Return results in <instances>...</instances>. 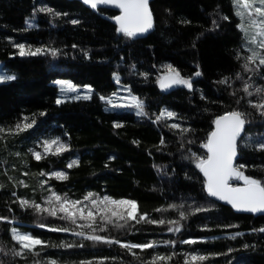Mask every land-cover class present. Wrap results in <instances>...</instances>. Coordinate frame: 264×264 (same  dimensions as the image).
<instances>
[{
    "label": "trees",
    "instance_id": "trees-1",
    "mask_svg": "<svg viewBox=\"0 0 264 264\" xmlns=\"http://www.w3.org/2000/svg\"><path fill=\"white\" fill-rule=\"evenodd\" d=\"M149 4L153 11L154 27L133 41L116 33V24L112 19L116 13L112 11L100 9L97 13L74 0H0V67L17 77L0 82V126L13 125L23 115L31 116L33 113L38 122V127L34 126V129L18 137L0 139V183L5 184V188L0 189V215H12L7 207L14 199L10 197L12 190L31 198L32 189L36 188L39 199L38 181L43 179L39 175L41 169L68 172V180L53 178L50 181L58 191H67L74 198L87 191H95L106 192L117 198L136 199L141 210L151 213L154 219L177 218V212L173 209L159 213L153 209L162 205L167 208V204L179 203L182 198L191 196L201 204L205 202L206 193L201 183L203 175L193 163L182 158V152L184 155L188 153L180 148V136L175 131L151 123L147 118H138L132 110H111L100 99V95L107 96L117 91L113 73L119 72L121 84L132 86L133 92L145 101L150 114L158 113L159 108L167 106L185 117V125H191L194 130L187 139L196 141L185 144V148L204 154L206 150L201 148L200 141L211 131L215 115L222 114L230 105L238 106L229 95L231 89L225 90L227 86H217L214 82L222 75L232 76L241 71V62L236 59L243 36L238 28L239 19L232 0H149ZM42 7L66 12L68 16L53 17L48 13L34 12V9ZM223 16L229 19L224 20ZM30 18H34L35 27L26 26ZM71 19H79L81 23L73 25ZM213 20L219 24L218 28H213ZM9 37L12 39L9 40ZM13 42L27 43L34 48L41 45L56 47L61 50V54L57 57L50 54L21 57L12 46ZM194 43L195 48L192 47ZM74 44L77 47L73 48ZM122 56L125 59L122 60ZM133 63L139 72L150 73L147 80L132 74L129 66ZM167 64L181 69L183 75L195 72L199 64L203 76L197 78L196 87L202 88L209 100L201 101L199 92L193 98V94L183 86L161 90L156 80L166 71ZM55 79L68 80L82 87L92 85V98L67 99L65 103L56 105L60 90L54 84ZM253 79L257 84H264V78ZM233 86L238 90L241 82L236 81ZM218 87L220 91H217ZM73 95L76 93H67L68 97ZM239 95L243 93L238 91ZM220 97L224 100L223 104L211 103ZM239 107L245 108L247 105L241 103ZM205 108L208 110L205 111ZM42 111H46L47 115L40 116ZM117 120L123 122V127H114L113 121ZM161 131L167 141L162 152L156 148ZM261 134H264V121L255 114L247 135L258 137ZM45 135L61 136L71 144L70 151L60 157L35 161L27 155L28 149L34 146L33 141L37 136ZM134 139L140 141L139 145L132 142ZM149 151L152 152L151 156ZM16 152L22 155L17 157ZM111 156L116 158L112 160ZM76 158L81 161L79 167L67 169V163ZM238 163L249 165L244 169L246 175L264 180V152L248 148L240 154ZM13 164L16 165L15 169L12 168ZM154 164L167 166L170 174L162 179V174L158 173ZM5 168L8 169V175L25 180L29 187L14 188L3 174ZM24 171L29 172V175L23 176ZM232 182L242 183L238 180ZM11 207L16 223L0 221V241L7 248H12L16 243L11 239L10 228L13 226L22 232H32L49 244L79 242V238L71 233L53 232L37 226L40 222L64 224V221L38 216L31 209L25 211L16 204ZM132 223V230L110 226L109 232L104 234L134 243L151 239H175L178 241L175 251L180 255L173 257L172 264H184L183 253L194 250L225 253L210 257L200 264H264V233L250 231L264 226V215L236 213L217 203L215 209L190 215L182 221L180 233L167 232V225ZM225 224L233 227H219ZM204 225H208V228H204ZM235 232L243 235L232 239L231 235ZM189 237L208 239L195 245L179 243ZM84 243L83 248L45 247L35 259L41 264L49 257L55 259L57 264H79L94 257H109L103 264H142L154 253L153 249L142 253L136 249L134 251L140 253L137 259L119 245L94 244L91 241ZM244 244L254 247L245 249ZM228 248L234 251L228 253ZM172 250L160 245L155 251L167 253ZM111 257L117 259L112 260ZM0 259L4 264H33L34 257L29 255L26 261L19 257L13 260L11 255L0 253Z\"/></svg>",
    "mask_w": 264,
    "mask_h": 264
},
{
    "label": "snow or ice",
    "instance_id": "snow-or-ice-1",
    "mask_svg": "<svg viewBox=\"0 0 264 264\" xmlns=\"http://www.w3.org/2000/svg\"><path fill=\"white\" fill-rule=\"evenodd\" d=\"M82 3L89 6L92 10L99 13V6L112 5L120 10L119 15H115L112 19L115 21L116 33L121 34L124 39L135 40L141 38L154 27L153 11L150 7L149 0H82ZM235 14L240 18L238 28L241 30L243 36L241 40V47L237 50L236 59L241 62V71H237L232 76L222 75L220 79L214 83L217 86H227L231 91L229 95L234 99L237 107L229 106L228 110L223 111L222 114L215 115L212 120L211 131L207 132L205 139L200 141L202 149L206 150L204 154L194 152L191 148H185V144H193L196 141L187 139L193 133L191 125H185L183 122L185 117L181 116L177 111L165 106L158 110V113L150 114L147 110L145 101L132 90L131 85H121V77L119 72H114L113 77L117 85H121L118 91L111 93V95H100L111 110L128 109L134 110L138 118H147L151 123L162 128H168L175 131L181 138L180 148L187 152L182 158L189 160L195 165V168L203 174L202 190L206 193L205 202L199 203L194 197L182 198L179 203H169L167 208L163 205L153 209L154 212H162L167 209H173L177 212V218L166 219L161 217L159 219L152 218L151 213L142 211L140 204L136 199L127 197L117 198L106 192L87 191L82 196L74 198L69 192L58 191L55 185L50 183L54 178L58 181H66L69 174L66 170H40L39 175L43 177L38 181L39 184V199H37L36 188L32 189L33 196L31 198L19 195L16 190L10 192L11 199L7 205L8 210L12 215H0V221H7L9 224L16 223V217L11 207L16 204L20 209L25 211L31 209L38 216H46L57 218L64 221V224H49L38 223L41 229H48L53 232L71 233L74 237L79 238V242L62 241L60 245L49 244L48 241L41 239L40 236L34 235L32 232H22L18 227H11V239L16 243L12 248L0 241V253L4 256L11 255L13 260L19 257L22 260H27L29 255L34 257L33 264H41V261L35 259L39 257L40 252L45 247H63L66 249L83 248L84 241H91L94 244H115L121 246L123 249L131 253L133 257L140 258V252L144 250L153 249L154 253L147 261L142 264H172L173 257L180 255L175 248L178 241L175 239H151L146 242L134 243L132 241H124L116 238L110 234L109 228L132 230L134 224H152V225H167L166 231L169 233H180L183 228L182 221L186 220L190 215L200 212H208L217 207V201L226 202L232 209L238 212L248 213H264V180L258 179L252 175H246L244 169L248 168V164L238 163L240 154L252 148L257 151L264 152V134L258 137H251L247 135L249 127L255 114H258L262 121H264V84H257L253 77L264 78V0H232ZM35 11L48 13L53 17L68 16V13L56 11L51 7H42L34 9ZM228 20V16L222 17ZM70 23L79 25V19H71ZM213 28H218L219 24L216 20L212 21ZM28 28L35 27L34 18L26 21ZM9 40L12 38L9 37ZM12 46L18 50V55L24 56H39L42 54H50L52 57H57L61 54V50L56 47L41 45L40 47H33L27 43H15ZM195 43L192 47L195 48ZM73 48L77 45H72ZM12 55H16L13 53ZM87 56L88 53L85 52ZM125 59V57H121ZM133 75H140L145 80L148 79L150 73L139 72L136 64L129 66ZM166 71L161 73L156 80L161 90L172 89L175 86H183L195 97L196 92H199L201 101H208L209 97L205 94L202 88H197L199 77L203 76L200 70V65L197 64V70L190 75H183L181 69L173 64L165 66ZM17 77L14 74H0V82L15 80ZM232 81V83H230ZM236 81L241 82L240 89H236L233 85ZM61 85V96L55 100L56 105H61L67 99L73 100H90L92 98L93 86L84 85L87 90L83 94L79 93L78 85L71 81H56ZM217 91H220L219 87ZM238 91L243 95L238 96ZM68 92H75L76 95L67 96ZM120 92L126 95H120ZM214 104H223L222 97L211 101ZM241 103L247 105L245 108L239 107ZM249 109L254 110L250 111ZM208 110L207 108L204 109ZM40 116H46V111L39 113ZM115 128L123 127V122L113 121ZM38 127L36 114L31 116L23 115L13 125L0 126V139H6L7 136L18 137L21 133L27 132L29 129ZM65 135H68L65 133ZM134 144L139 145L140 141L133 140ZM243 142V143H242ZM33 147L28 149L27 155H30L35 161H42L48 157H60L64 153L70 151L71 144L63 139L61 136H37L33 141ZM167 146V141L161 131V138L159 144L156 146L157 151H163ZM150 156L152 152L148 153ZM17 157L21 156L20 152H16ZM116 157L111 156L114 160ZM5 163H7L5 161ZM81 161L79 158L72 159L67 163V169L79 167ZM27 166V161L24 162ZM108 165L106 164L105 167ZM157 168L158 173H161V178L168 176L169 170L164 165H153ZM255 165H253L254 167ZM15 169L16 165H12ZM4 175L12 183L14 188L24 187L28 188V183L23 179H15L8 175V169L5 168ZM29 172L24 171L23 176H28ZM187 177V173H185ZM191 179V177H188ZM243 181V184L233 183V180ZM5 188V184L0 183V189ZM212 198V199H208ZM191 200V203H188ZM208 228V225H204ZM219 227L229 228L233 225L225 224ZM252 232L264 233V226L250 229ZM243 235L241 232H235L231 235L232 239ZM207 237H189L188 239L180 240V244L195 245L198 242H205ZM213 239H217L213 237ZM160 245H165L173 249L171 252L161 253L155 251ZM39 246V249H38ZM245 249L254 247V245L244 244ZM234 249L228 248L227 252L231 253ZM225 255L221 252L202 253L199 250L191 252H184V264H200L202 261H207L210 257H218ZM109 257L93 258V260L80 261L79 264H103ZM112 260L117 259L111 257ZM0 264L4 261L0 259ZM43 264H57L55 259L49 257Z\"/></svg>",
    "mask_w": 264,
    "mask_h": 264
},
{
    "label": "water",
    "instance_id": "water-1",
    "mask_svg": "<svg viewBox=\"0 0 264 264\" xmlns=\"http://www.w3.org/2000/svg\"><path fill=\"white\" fill-rule=\"evenodd\" d=\"M69 1H72V0H69ZM74 1H77V2H80V3H82V0H74ZM83 4V3H82ZM84 5V4H83ZM86 6V5H85ZM88 9H90V10H92L89 6H86ZM106 10V11H112V12H114V13H116V15H119L120 14V10L118 9V8H116L115 6H112V5H101V6H99V10ZM93 11H95V10H93ZM114 23H115V21H114ZM174 88V87H173ZM168 90H170V89H168ZM168 90H164V91H168ZM202 174V173H201ZM203 175V174H202ZM235 180V179H234ZM240 184H243V182L242 183H240ZM210 199H212V198H210ZM217 203L218 204H220V205H223V206H226V207H229V208H231V206L230 205H228L226 202H223V201H217ZM232 209V208H231ZM234 212H236V213H241V214H246V215H252V216H259V215H264V213H255V214H253V213H248V212H238V211H236V210H234V209H232Z\"/></svg>",
    "mask_w": 264,
    "mask_h": 264
},
{
    "label": "rangeland",
    "instance_id": "rangeland-1",
    "mask_svg": "<svg viewBox=\"0 0 264 264\" xmlns=\"http://www.w3.org/2000/svg\"><path fill=\"white\" fill-rule=\"evenodd\" d=\"M238 19H239V23H240V18L238 17ZM0 63H1V61H0ZM4 68H2V67H0V74H4L5 73V70H3ZM58 80H62V81H68V80H64V79H55L54 80V84L59 88V90H60V93H59V96H61L62 95V93H61V85H59V84H57L56 83V81H58ZM122 85V84H121ZM121 85H117V91H118V89H120V87H121ZM79 86V85H78ZM85 91H87L84 87H82V86H80L79 87V93L80 94H83V92H85ZM77 94V93H76ZM120 95H126V93H124V92H120L119 93ZM133 112H134V110H132ZM243 182V181H242Z\"/></svg>",
    "mask_w": 264,
    "mask_h": 264
}]
</instances>
